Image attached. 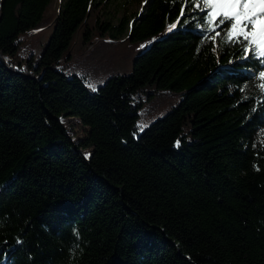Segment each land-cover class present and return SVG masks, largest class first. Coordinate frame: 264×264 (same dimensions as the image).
<instances>
[{"label":"trees","instance_id":"16d2710c","mask_svg":"<svg viewBox=\"0 0 264 264\" xmlns=\"http://www.w3.org/2000/svg\"><path fill=\"white\" fill-rule=\"evenodd\" d=\"M104 1L47 23L52 0H0V264H264V66L198 27L194 3L147 0L128 27ZM97 27L156 39L90 91L62 69Z\"/></svg>","mask_w":264,"mask_h":264},{"label":"rangeland","instance_id":"374dc122","mask_svg":"<svg viewBox=\"0 0 264 264\" xmlns=\"http://www.w3.org/2000/svg\"><path fill=\"white\" fill-rule=\"evenodd\" d=\"M63 1L65 0H52L46 13L49 18L47 23L53 19ZM196 2L197 0H193L194 8H197ZM144 3V0H105L100 6V12L104 14L103 19L111 21L112 25L120 24L126 17L129 27L133 16L141 11ZM201 7H203L202 4ZM54 29L55 26L52 24L34 47L36 61ZM97 30L93 41L95 49L90 50L81 38H75L71 50L72 55L67 58L62 69L68 76L79 75L87 78V86L90 91H96L110 77L133 73L135 58L156 39V36H152L144 40H131L126 39L128 32L112 37V33L117 32L115 28L97 27ZM176 103L177 101L168 102L165 111ZM66 118L68 119L64 122ZM62 123L74 141L85 140L90 132V128L75 116H62Z\"/></svg>","mask_w":264,"mask_h":264},{"label":"snow or ice","instance_id":"6c2138e0","mask_svg":"<svg viewBox=\"0 0 264 264\" xmlns=\"http://www.w3.org/2000/svg\"><path fill=\"white\" fill-rule=\"evenodd\" d=\"M144 2L147 3V0ZM175 2L184 5L181 8V17H184L185 7H192L193 0ZM196 7L205 13L198 27L202 26L205 32H215L219 27L220 32L216 35L224 33L221 43L238 45L246 53L244 59H256L264 66V0H197ZM179 19L169 26V31L177 27ZM257 80L260 83L256 85L254 81L252 86L258 87L264 96V68L258 72ZM139 127L142 131L143 127ZM176 143L179 146L180 141Z\"/></svg>","mask_w":264,"mask_h":264},{"label":"water","instance_id":"95a60500","mask_svg":"<svg viewBox=\"0 0 264 264\" xmlns=\"http://www.w3.org/2000/svg\"><path fill=\"white\" fill-rule=\"evenodd\" d=\"M60 119V121L62 122V117H60L59 118ZM63 124V123H62ZM64 126V125H63ZM65 127V126H64ZM81 153H82V155H84V157L87 159V160H89L92 156H93V154H94V148H90V150H82V149H80L79 150ZM87 151H89L90 153H89V155H86V152Z\"/></svg>","mask_w":264,"mask_h":264},{"label":"bare ground","instance_id":"6f19581e","mask_svg":"<svg viewBox=\"0 0 264 264\" xmlns=\"http://www.w3.org/2000/svg\"><path fill=\"white\" fill-rule=\"evenodd\" d=\"M89 153H90V152H89V151H87V152H86V155H89Z\"/></svg>","mask_w":264,"mask_h":264}]
</instances>
